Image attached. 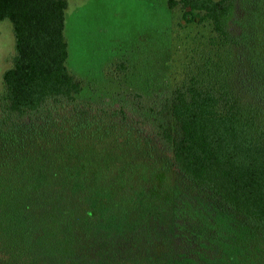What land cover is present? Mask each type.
<instances>
[{"label":"trees","instance_id":"trees-1","mask_svg":"<svg viewBox=\"0 0 264 264\" xmlns=\"http://www.w3.org/2000/svg\"><path fill=\"white\" fill-rule=\"evenodd\" d=\"M167 4L203 47L97 101L67 65L68 0H0V264H264V0ZM112 137L117 165L89 163Z\"/></svg>","mask_w":264,"mask_h":264},{"label":"rangeland","instance_id":"rangeland-1","mask_svg":"<svg viewBox=\"0 0 264 264\" xmlns=\"http://www.w3.org/2000/svg\"><path fill=\"white\" fill-rule=\"evenodd\" d=\"M64 33L67 65L88 84L85 96L98 101L114 99L120 91L163 88L185 71L211 32L208 25L183 24L180 10L170 9L167 0H68ZM15 54L12 22L0 19V93ZM113 139L100 143L110 151L107 160L89 153L88 162L97 168L117 165L118 141Z\"/></svg>","mask_w":264,"mask_h":264}]
</instances>
